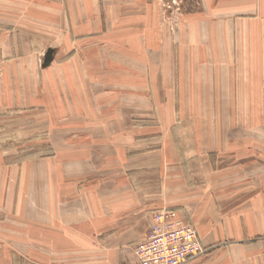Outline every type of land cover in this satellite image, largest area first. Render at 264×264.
I'll use <instances>...</instances> for the list:
<instances>
[{
	"label": "crops",
	"instance_id": "obj_1",
	"mask_svg": "<svg viewBox=\"0 0 264 264\" xmlns=\"http://www.w3.org/2000/svg\"><path fill=\"white\" fill-rule=\"evenodd\" d=\"M217 1L197 0L209 15L172 46L159 0H0V68L46 95L31 133L55 152L9 162L0 147V264H131L164 208L209 248L193 264H264L263 115L241 109L264 103V0H225L221 21ZM82 135L99 158L73 154Z\"/></svg>",
	"mask_w": 264,
	"mask_h": 264
},
{
	"label": "rangeland",
	"instance_id": "obj_2",
	"mask_svg": "<svg viewBox=\"0 0 264 264\" xmlns=\"http://www.w3.org/2000/svg\"><path fill=\"white\" fill-rule=\"evenodd\" d=\"M171 1L172 0H159L158 4L161 10L162 27L164 31H167L168 33L167 42L169 45L173 46L176 42V39H175L177 37L176 35L180 31L184 30V27L187 25L186 21L189 19V16L196 14V13H201V12H206L208 14V11L207 10L205 11V9H202V7H199V5L197 4V0H178L177 5H173ZM225 2H226L225 0L217 1V6H215L216 7L215 10H217L215 11V16H219V18L216 21H221L223 18L224 12L228 8H230L227 5H230L231 2H227L225 7L222 6L223 3ZM243 4H247L249 6L250 4H254V2L253 0H246L243 2ZM167 5L168 6L171 5L172 8L168 9ZM245 14H249V13L247 12ZM26 15L28 14L26 13L25 16ZM210 16L211 17L213 16L212 13L210 14ZM15 18H16L15 16L8 17V19H14V20ZM236 18L240 19V18H243V16L237 15ZM48 55L49 54L47 53L46 56L43 58V61H40V62L38 61L39 65H41L43 68L53 61L52 55H49V56ZM3 72L4 71L2 70V68H0V75ZM6 74L9 78V81L5 84L6 86H4L3 78ZM10 78H11L10 73H6V72H4L3 77L0 78V85L3 86L0 88V101L2 100L3 102L2 106L0 104V112L10 115V119L0 120V128L1 126H3V123H5V121L7 120V126H3L2 130H0L1 150L3 149V153L5 154L9 162H15L22 158H24L25 160L31 159V158H36V159L46 158V157L51 156L53 153L55 154L53 150L51 151L48 149V146H50V142L47 136L48 131H44L36 136H33V134L31 133V131H35L33 129L34 126H31L32 124L34 125L38 124L39 129H40L39 131L43 130V127H45L43 122L47 126L48 120H44V117L46 116V114L48 115L45 109V107H47L46 95L43 97L40 95H37L36 92L38 91V88L36 90L32 87H28L23 82L18 83L15 81V79L10 80ZM18 99L23 102H19ZM197 106L200 108V110H203V105H197ZM197 106L191 105L190 103H186V109L190 111L197 110L196 109ZM251 106H255L256 109L252 108ZM183 107H185V105H183ZM211 108H212L211 110H213L214 112L229 111V110L232 111L233 105H229V104H224V105L216 104L215 105L214 104L212 105ZM241 109L243 111L245 109L247 111L258 110L259 113L263 115V122L262 124H261V121L259 123L260 124L259 127L262 128L261 125H264V103L257 105V106L256 105H241ZM32 111H37V114L39 115V120L28 119V120H24V122L22 123L15 125L16 121L13 120L12 115H14L15 117L16 116L18 117V116H21L18 113H23V112L30 113ZM55 113L63 114V111L57 110ZM51 123L53 124V131H58V130L63 129V120L52 118ZM23 125L25 127H23L22 131L21 129H16L14 131L13 128L15 126H23ZM66 126H72V125L66 124ZM5 133L8 134V136H6ZM90 139L91 138H89L87 135L73 137V142H76L73 144L77 145V148L73 149L72 151L73 154L82 156L83 158L86 156L91 157L92 154H94L93 159H95L96 157L99 158L98 154H96L95 151L87 152V151H83L84 148L81 149L82 144H85V143L91 144ZM93 142L95 143L96 141H93ZM32 147H34L35 149L32 150ZM63 155H69V153L61 152L62 160L64 159ZM261 155L264 156V153H261ZM109 162H111V157H108V158L105 157L104 163L107 164ZM62 189H63V186H62ZM0 203H1V200H0ZM153 214L151 215V218ZM206 249L209 251V248H206ZM254 250L257 252V248H255V245H254Z\"/></svg>",
	"mask_w": 264,
	"mask_h": 264
},
{
	"label": "built area",
	"instance_id": "obj_3",
	"mask_svg": "<svg viewBox=\"0 0 264 264\" xmlns=\"http://www.w3.org/2000/svg\"><path fill=\"white\" fill-rule=\"evenodd\" d=\"M171 2L178 4V0ZM206 252L196 228L184 223L176 210L164 208L154 212L148 233L136 245V260L131 264H193Z\"/></svg>",
	"mask_w": 264,
	"mask_h": 264
},
{
	"label": "water",
	"instance_id": "obj_4",
	"mask_svg": "<svg viewBox=\"0 0 264 264\" xmlns=\"http://www.w3.org/2000/svg\"><path fill=\"white\" fill-rule=\"evenodd\" d=\"M49 55H50V54H49ZM49 55H48V56H49ZM47 60H48V59H47Z\"/></svg>",
	"mask_w": 264,
	"mask_h": 264
},
{
	"label": "bare ground",
	"instance_id": "obj_5",
	"mask_svg": "<svg viewBox=\"0 0 264 264\" xmlns=\"http://www.w3.org/2000/svg\"><path fill=\"white\" fill-rule=\"evenodd\" d=\"M153 217V216H152ZM152 219V218H151Z\"/></svg>",
	"mask_w": 264,
	"mask_h": 264
}]
</instances>
